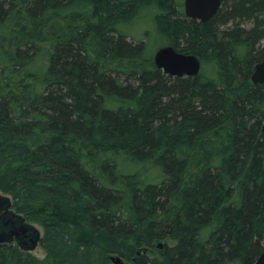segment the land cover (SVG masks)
<instances>
[{
  "label": "trees",
  "instance_id": "16d2710c",
  "mask_svg": "<svg viewBox=\"0 0 264 264\" xmlns=\"http://www.w3.org/2000/svg\"><path fill=\"white\" fill-rule=\"evenodd\" d=\"M154 40L199 73L156 68ZM263 61L264 0L204 23L183 0H0V192L47 253L0 264H254Z\"/></svg>",
  "mask_w": 264,
  "mask_h": 264
},
{
  "label": "water",
  "instance_id": "95a60500",
  "mask_svg": "<svg viewBox=\"0 0 264 264\" xmlns=\"http://www.w3.org/2000/svg\"><path fill=\"white\" fill-rule=\"evenodd\" d=\"M221 1L184 0V14L187 18L204 23L215 15ZM153 64L163 73L174 77L195 76L201 68L197 56L181 53L173 46H163L156 50L153 55ZM251 81L254 84L264 85V61L254 66ZM11 206L10 198L0 195V246L11 243L13 239L21 246L22 238H27L29 242L25 249L34 250L41 238L39 230L14 212ZM111 261L113 264H124L118 256H112ZM254 264H264V246Z\"/></svg>",
  "mask_w": 264,
  "mask_h": 264
},
{
  "label": "rangeland",
  "instance_id": "374dc122",
  "mask_svg": "<svg viewBox=\"0 0 264 264\" xmlns=\"http://www.w3.org/2000/svg\"><path fill=\"white\" fill-rule=\"evenodd\" d=\"M159 44H161V43H159V41H156V40L151 41L150 42V49L154 52L156 49H158V47H159L158 45ZM0 195H3V194L0 192ZM33 225L39 230L40 234L42 235L43 234V229L39 225H37L36 223H33ZM162 243L163 242L157 243L156 244V248H160L161 246H159V245H162ZM13 245H15V244H13ZM156 248L149 249L148 250L149 254L150 255H156L157 254V249ZM26 251H28L27 254L31 255L34 258H46L47 257L46 251L42 247H40L39 243L37 244V246H36V248L34 250H26Z\"/></svg>",
  "mask_w": 264,
  "mask_h": 264
},
{
  "label": "flooded vegetation",
  "instance_id": "af4514ba",
  "mask_svg": "<svg viewBox=\"0 0 264 264\" xmlns=\"http://www.w3.org/2000/svg\"><path fill=\"white\" fill-rule=\"evenodd\" d=\"M28 239L27 238H22V241H21V243H22V245L20 246V244L15 240V239H13V241L11 242V243H9L10 245L12 244H15L20 250H22L23 252H28V251H26L27 249H25L26 248V246L28 245ZM9 244H3V245H9ZM2 246V245H1Z\"/></svg>",
  "mask_w": 264,
  "mask_h": 264
},
{
  "label": "bare ground",
  "instance_id": "6f19581e",
  "mask_svg": "<svg viewBox=\"0 0 264 264\" xmlns=\"http://www.w3.org/2000/svg\"><path fill=\"white\" fill-rule=\"evenodd\" d=\"M183 3H184V0H183ZM183 10H184V4H183ZM158 49H159V48H158ZM158 49H157V50H158ZM155 52H156V51H155ZM257 64H258V63H257ZM253 71H254V70H253ZM252 73H253V72H252Z\"/></svg>",
  "mask_w": 264,
  "mask_h": 264
}]
</instances>
